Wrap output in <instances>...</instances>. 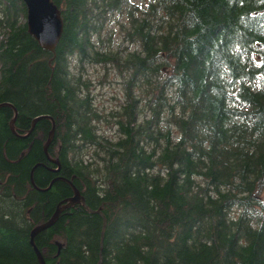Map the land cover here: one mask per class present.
I'll return each instance as SVG.
<instances>
[{"label":"trees","instance_id":"1","mask_svg":"<svg viewBox=\"0 0 264 264\" xmlns=\"http://www.w3.org/2000/svg\"><path fill=\"white\" fill-rule=\"evenodd\" d=\"M52 1L49 51L0 0V264H40L72 185L46 264H264V0ZM86 64L121 79L108 115Z\"/></svg>","mask_w":264,"mask_h":264},{"label":"water","instance_id":"2","mask_svg":"<svg viewBox=\"0 0 264 264\" xmlns=\"http://www.w3.org/2000/svg\"><path fill=\"white\" fill-rule=\"evenodd\" d=\"M23 2L26 5V11H27L26 24L29 34L35 38V40L38 42L41 48L49 51H54L63 31V20L61 17L60 9L52 0H23ZM1 105H9L13 107L10 103H2ZM16 116H17V111L14 108V116L10 121V128L12 130H14V122ZM41 118L52 119L49 115H39L35 117L32 120V126L28 132H31L36 122ZM54 125L55 123L52 120V128L49 131L48 138L43 146L46 154H47V148L54 136V130H55ZM50 160L56 162L55 160L52 159ZM72 187L74 194L70 198H67L62 202H60L57 205L52 216L48 220L35 225L31 231L30 243L34 248V251L38 257L40 264H46V262L41 251L35 245L34 238L36 234L53 225L55 221L58 219L60 212L64 208H68L76 203H81L83 206H86L84 202V198L79 192V190L73 185ZM96 212H98L102 216L103 224H102L101 233L103 238V233L106 226V217L101 211L97 210Z\"/></svg>","mask_w":264,"mask_h":264},{"label":"rangeland","instance_id":"3","mask_svg":"<svg viewBox=\"0 0 264 264\" xmlns=\"http://www.w3.org/2000/svg\"><path fill=\"white\" fill-rule=\"evenodd\" d=\"M116 29H118L117 26ZM74 67L76 68V66ZM74 71L80 73L79 69H74ZM82 77L89 80L94 104L103 115H108L122 101L121 79L111 67H104L101 64H86ZM99 133L105 136H113L115 135L114 126L107 119L101 120Z\"/></svg>","mask_w":264,"mask_h":264}]
</instances>
